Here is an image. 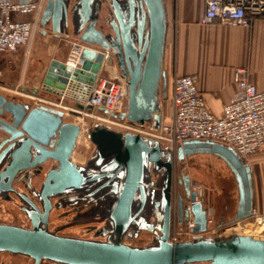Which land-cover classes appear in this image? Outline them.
Masks as SVG:
<instances>
[{
    "label": "water",
    "instance_id": "95a60500",
    "mask_svg": "<svg viewBox=\"0 0 264 264\" xmlns=\"http://www.w3.org/2000/svg\"><path fill=\"white\" fill-rule=\"evenodd\" d=\"M109 12L107 21L111 33L98 27L99 19L105 23L101 13ZM51 21L53 33L60 34L73 29L74 35L93 47H85L80 54L81 68L72 71L64 61L53 60L43 84L48 90H63L70 80L91 84L105 59L120 67L127 84L126 112L114 118L130 123L147 124L157 129L161 123L160 86L166 98L167 78L162 70L164 41L166 34V9L163 0H48L42 14L40 26ZM133 52V53H131ZM136 52L139 56H134ZM113 56V57H112ZM127 67V69L125 68ZM36 88L31 92L35 93ZM0 96V106L13 114L15 125L22 121L21 128L13 138L27 134L16 143L23 142L14 151L7 173L42 162L47 157L57 160V168L48 172L40 193L44 212L32 203L26 208L31 227L0 223V252L27 256L38 264L49 260L59 264H264V237L235 234L228 238L199 236L194 239L172 243L167 231V210L163 235L155 244L133 246L121 241L122 233L130 226L146 228L147 221L134 211L137 190L143 191V178L147 176L148 164L162 154L159 141L138 133L120 132L101 128L91 132L90 139L99 146V163L109 158L107 164L95 170H87L70 160L79 126L62 123V111L37 107L29 110L21 103L7 102ZM78 108L92 111V106ZM103 114H108L106 110ZM24 132V133H23ZM52 136H57L53 151L45 149ZM15 142L13 145L16 144ZM53 143V141H52ZM39 148L41 157L28 162L29 148ZM181 160L195 152L213 153L221 157L234 175L238 202L234 221L249 217L253 211L252 176L249 165L231 147L210 141L189 140L176 149ZM157 156L153 159L151 155ZM24 161V162H23ZM28 162V163H27ZM24 163V164H22ZM124 179L120 182V175ZM189 180L187 175L184 176ZM112 186L117 195L112 220L115 236L105 240L63 236L48 230L46 222L51 208L50 197L64 193L89 191L106 192ZM197 193L185 185V200L176 198L177 215L180 222L186 220L185 201H194ZM168 209V207H167ZM191 210L194 214L195 233L207 230L208 216L212 210L196 201ZM151 229V226H147Z\"/></svg>",
    "mask_w": 264,
    "mask_h": 264
},
{
    "label": "built area",
    "instance_id": "2783aa9c",
    "mask_svg": "<svg viewBox=\"0 0 264 264\" xmlns=\"http://www.w3.org/2000/svg\"><path fill=\"white\" fill-rule=\"evenodd\" d=\"M48 0H0V78L12 68L15 55L22 49H29L34 35L40 29L43 11ZM206 7L202 23L219 21L238 26H248L253 20L264 17V0H205ZM91 46L78 38L69 41V52L64 63L72 71L81 68L80 54L83 48ZM236 90L226 102L219 115L213 114L197 88L196 75H184L174 78L171 92L172 119L155 129L150 125L118 121L113 114L126 112L127 84L114 62L103 61L99 72L91 84L70 80L63 90L53 91L54 100H46L50 109L67 114L72 111L104 121L125 126L129 131L143 133L156 138L169 148H175L184 141H210L227 147L243 159L257 153H264V90L259 91L251 82L246 67L236 68L233 74ZM0 80V88L2 86ZM92 106L106 110L108 114L97 116L90 111L77 107ZM146 129H141L145 128ZM191 190L197 193L194 201L185 205L187 219L179 221L177 212L173 217L169 241L172 243L188 241L204 232L195 233L194 214L191 206L199 199L202 189L191 184ZM254 222L264 224V215L252 211ZM248 218V217H246ZM246 218L240 219V221ZM212 220L208 219V224ZM238 221V222H240ZM258 236V235H256ZM264 237V231H263Z\"/></svg>",
    "mask_w": 264,
    "mask_h": 264
},
{
    "label": "flooded vegetation",
    "instance_id": "af4514ba",
    "mask_svg": "<svg viewBox=\"0 0 264 264\" xmlns=\"http://www.w3.org/2000/svg\"><path fill=\"white\" fill-rule=\"evenodd\" d=\"M101 16H103V19L106 20V22H103L102 25L98 24V27L101 28L105 34L111 33V29H108L107 24V21L110 19L109 12H105L104 14L102 12ZM47 26L50 27L49 30H51L53 36L62 38L67 44H69L68 40L71 39V37H75L73 29H68L67 32L65 29H62L60 34H55L53 33V29H51V21H49ZM133 55L139 56V53L136 52ZM53 60L64 61L65 59L49 60L44 68L40 86L35 93L31 92L32 94L36 95L40 93L47 96L54 95L53 91L48 90V87L43 84L50 63ZM113 60L116 64L115 57H113ZM42 67H39V72ZM117 68L121 73L120 67L117 66ZM125 68L127 69V67ZM0 96L5 98L4 105L7 102H13L15 104L21 103L28 107L27 112L33 108H37L32 106L29 101H17L2 93H0ZM39 107L50 109L43 105ZM96 111L102 113L100 109H96ZM66 115L67 114L64 112L62 113V123H75L79 126V133L71 152L70 160L82 165L87 170H95L103 167L110 159V157L106 158L99 163V146L91 141V132L101 128L112 129L123 133L131 132L115 127L114 125L116 124L111 121L104 122L90 120L86 129H84L86 142L81 146L79 145V140L83 131V126L76 121L67 120ZM23 119L15 125L13 114L8 112L5 109V106H0V223L31 227V220L25 212V209L30 208V205L28 204L30 202L34 204L39 211L44 212V202L40 199L38 194L40 193L42 184L48 172L57 168L59 162L51 157H47L42 162H37L29 167L18 170L14 175H9L6 172L7 167L13 159L15 149L23 144L24 141L16 142L20 138H27V134L24 132L22 136L13 138L18 131H23L21 128ZM114 119L120 121L118 118ZM56 140L57 136H52L49 139L48 144L43 147L47 150L53 151L56 145ZM153 140L159 141L157 139ZM14 142L16 143L15 145H13ZM159 144L162 154L158 160L155 162L151 161L148 164L147 176L143 178L144 193L139 189L134 197V203L136 204L134 211L138 212V216H142L146 219L147 226L150 225L151 229L147 228V226L146 228H141V224H138V226L130 225L121 235V241L126 244L131 245L132 241H141L144 235L149 237L151 244H155L158 241V238L163 235L166 210L168 217L167 231L169 237L172 231L174 213L175 211L177 212V208L175 210V197L177 198L178 195H181L185 200V185L187 184L190 191H192L191 184L193 182L191 181L189 174L184 172L183 168V160L186 157L179 160L176 152V149L180 144H177L174 149L169 148V146L162 141H159ZM38 151L39 148L30 145L29 153L31 157L28 162H33L36 158L41 157ZM151 157L153 159L157 158L154 154H152ZM185 175L189 177V180L184 177ZM123 179L124 177L121 174L120 182H122ZM112 188V186H109L107 187L106 192H102L101 190L95 191L97 188L94 187L89 191L70 192L50 197L51 208L49 209L46 222L48 230L62 235L60 229L85 226L86 228L83 230L85 231L84 234L90 235L92 233L93 238L101 237L105 240L110 234L115 236L116 231L112 220V213L117 200V195L112 191ZM13 206L17 207L22 214L18 223H14L13 220L8 221L2 218L7 215L13 216V213L10 211ZM53 214L56 216L54 219H52ZM236 214L237 209L232 217H222V221L218 223V226L233 222ZM139 225L141 226L139 227ZM208 227L209 224L207 222V229ZM0 264H35V261L24 255L0 252ZM38 264L59 263L43 259L40 260Z\"/></svg>",
    "mask_w": 264,
    "mask_h": 264
},
{
    "label": "crops",
    "instance_id": "0c3cea01",
    "mask_svg": "<svg viewBox=\"0 0 264 264\" xmlns=\"http://www.w3.org/2000/svg\"><path fill=\"white\" fill-rule=\"evenodd\" d=\"M163 1L166 34L162 70L166 74L165 91L170 102L165 108L162 105L161 123L168 124L172 119L171 92L177 76L196 75L198 91L216 115L236 90L233 80L236 68L246 67L257 90H264V17L253 20L248 26L219 21L202 23L205 0ZM36 68L38 71L37 64L29 79H33ZM246 163L251 169L253 209L264 215V153L251 155ZM203 206L212 210V217L220 223L222 217L234 214L237 202Z\"/></svg>",
    "mask_w": 264,
    "mask_h": 264
},
{
    "label": "rangeland",
    "instance_id": "374dc122",
    "mask_svg": "<svg viewBox=\"0 0 264 264\" xmlns=\"http://www.w3.org/2000/svg\"><path fill=\"white\" fill-rule=\"evenodd\" d=\"M103 21L100 17L99 24L102 25ZM50 27L46 26L40 28L36 31L34 38L31 42V45L27 51L25 48H22L16 55L15 61L12 65L10 71H6L4 75L0 78L2 81V86L0 88V93L7 95L9 98L15 99L17 101H29L32 106H37L40 104L45 105L46 100H54L56 96L54 95H43V94H32L31 90L33 88L38 89L42 79L43 71L45 66L48 64L51 59H66L69 52V44L65 43L62 38H57L51 34ZM76 36L71 37L68 41ZM63 49L62 53L59 51ZM50 51V53H49ZM17 57V59H16ZM37 64V67H42L40 72L37 68L34 71L33 79H29V75L32 72V69ZM166 89V87H165ZM166 93V91H164ZM163 88L162 84L160 86V101L161 106H165L170 102L169 96L163 98ZM94 115L102 116L103 113L96 111V109L90 111ZM67 120L76 121L83 126V131L80 136L79 144L82 146L85 140V131L89 121H104L97 118H93L87 115L78 114L72 111L67 112ZM69 118V119H68ZM110 118L109 120H111ZM105 122V121H104ZM115 127L121 128L123 130L129 131L125 126L119 125V122L114 120ZM141 129H146L141 128ZM84 134V135H83ZM139 134V133H138ZM140 135L146 136L141 133ZM148 137V136H146ZM156 139V138H152ZM174 149V148H173ZM184 172L189 174L191 181L195 186H198L202 189V193L199 196L202 203L206 206H210L215 202L228 203L229 201L234 203L238 202V189L237 184L234 178L233 173L231 172L227 163L219 156L213 153L207 152H195L187 156L183 160ZM186 204L188 201H185ZM175 210H176V197H175ZM10 211L12 215H7L2 217L8 221L18 223L21 217V211L13 206ZM175 214V213H174ZM230 215L229 217H232ZM55 214H53L52 219H54ZM209 219L212 220L209 224L208 231L204 233L205 236L209 237H219V238H228L232 235H258V237H263V231L259 229L263 228L260 225L254 222V216L248 217L245 220L233 221L229 224H223L218 226V223L215 220V217L209 216ZM247 221V222H246ZM57 223V222H55ZM20 226V225H19ZM56 226V225H54ZM251 226L250 231L243 232V228ZM258 226V227H257ZM85 226L71 227L67 229H60L62 235L75 236L81 238H93L92 233L90 235L84 234L83 231ZM238 228V229H237ZM254 229V230H253ZM254 232H252V231ZM260 231V232H257ZM240 232V233H239ZM249 232V233H248ZM262 232V233H261ZM244 233V234H243ZM255 233V234H254ZM257 238V237H255ZM98 240H104L103 238H93ZM151 240L147 235H144L141 241H132L131 245L133 246H145L151 245Z\"/></svg>",
    "mask_w": 264,
    "mask_h": 264
},
{
    "label": "bare ground",
    "instance_id": "6f19581e",
    "mask_svg": "<svg viewBox=\"0 0 264 264\" xmlns=\"http://www.w3.org/2000/svg\"><path fill=\"white\" fill-rule=\"evenodd\" d=\"M83 135H84V134H83ZM79 145H80V144H79ZM246 222H247V221H246ZM257 227H258V226H257ZM261 227H263V228L259 229L260 231H261L262 229H264V224H263ZM251 228H252L251 226H247V227L245 226V227L243 228V232L245 233V231H250ZM237 229H238V228H237ZM253 230H254V229H253ZM251 231H252V230H251ZM260 231L257 230V232H260ZM252 232H254V231H252ZM239 233H240V232H239ZM244 233H243V234H244ZM248 233H249V232H248ZM261 233H262V232H261ZM254 234H255V233H254ZM257 234H258V233H257ZM257 234H256V235H257ZM256 235H254V237H258V236H256Z\"/></svg>",
    "mask_w": 264,
    "mask_h": 264
}]
</instances>
